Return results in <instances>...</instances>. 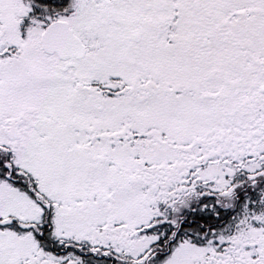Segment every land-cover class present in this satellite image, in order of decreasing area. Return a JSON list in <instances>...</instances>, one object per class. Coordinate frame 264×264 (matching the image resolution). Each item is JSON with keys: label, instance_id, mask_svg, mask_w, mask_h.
<instances>
[{"label": "snow or ice", "instance_id": "obj_1", "mask_svg": "<svg viewBox=\"0 0 264 264\" xmlns=\"http://www.w3.org/2000/svg\"><path fill=\"white\" fill-rule=\"evenodd\" d=\"M0 264H264V0H0Z\"/></svg>", "mask_w": 264, "mask_h": 264}]
</instances>
